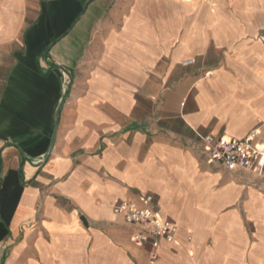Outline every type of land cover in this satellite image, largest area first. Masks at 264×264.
Here are the masks:
<instances>
[{"label": "crops", "instance_id": "1", "mask_svg": "<svg viewBox=\"0 0 264 264\" xmlns=\"http://www.w3.org/2000/svg\"><path fill=\"white\" fill-rule=\"evenodd\" d=\"M254 130L264 0H0V264H264V181L199 149Z\"/></svg>", "mask_w": 264, "mask_h": 264}, {"label": "built area", "instance_id": "2", "mask_svg": "<svg viewBox=\"0 0 264 264\" xmlns=\"http://www.w3.org/2000/svg\"><path fill=\"white\" fill-rule=\"evenodd\" d=\"M195 62V59H189L183 65L189 66ZM66 82L67 76L64 74V84ZM258 135L257 130L242 139L207 134L201 138L199 149L207 156L209 163L218 164L229 173L247 172L264 181V145H256ZM153 201L151 195H140L136 201L116 204L113 210L126 224L135 227L132 234L134 243L138 246L150 243L155 256L160 240L175 241L178 227L154 211Z\"/></svg>", "mask_w": 264, "mask_h": 264}]
</instances>
